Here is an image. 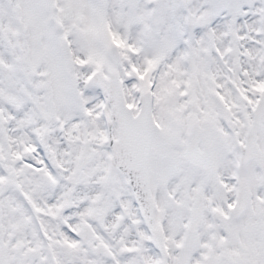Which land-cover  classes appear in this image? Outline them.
Wrapping results in <instances>:
<instances>
[{"label": "snow or ice", "instance_id": "1", "mask_svg": "<svg viewBox=\"0 0 264 264\" xmlns=\"http://www.w3.org/2000/svg\"><path fill=\"white\" fill-rule=\"evenodd\" d=\"M0 264H264V0H0Z\"/></svg>", "mask_w": 264, "mask_h": 264}]
</instances>
